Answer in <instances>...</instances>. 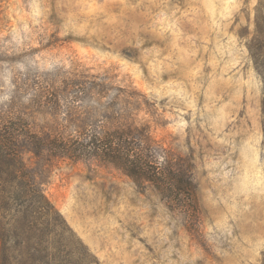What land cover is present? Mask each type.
<instances>
[{"label": "rangeland", "instance_id": "1", "mask_svg": "<svg viewBox=\"0 0 264 264\" xmlns=\"http://www.w3.org/2000/svg\"><path fill=\"white\" fill-rule=\"evenodd\" d=\"M263 40L264 0H0V133L69 123L77 91L96 112L102 92L133 91L196 186L195 206H171L114 167L22 143L58 211L62 234L36 232L53 263L264 264ZM1 212L25 264L33 253L14 246L13 211Z\"/></svg>", "mask_w": 264, "mask_h": 264}, {"label": "trees", "instance_id": "2", "mask_svg": "<svg viewBox=\"0 0 264 264\" xmlns=\"http://www.w3.org/2000/svg\"><path fill=\"white\" fill-rule=\"evenodd\" d=\"M82 92L77 91L70 99L69 123L58 119L48 128L0 133V213L4 209L13 211L14 246L23 244L28 254L33 253L24 260L25 264H55L54 254L43 244L44 235L36 232L39 226L51 225L58 231L61 227L52 216L57 209L36 181V172L24 161L20 150L24 142L38 157L97 161L114 167L138 187L153 186L171 206L183 198L196 205L191 172L155 141L149 119L138 117L141 108L133 99V91L122 89L116 99L109 98L107 91L102 92L100 98H105V102L99 112L93 105L81 103L86 100ZM85 96L90 98L87 93ZM7 236L0 223V264H15L9 254ZM37 252L43 254L37 256Z\"/></svg>", "mask_w": 264, "mask_h": 264}]
</instances>
